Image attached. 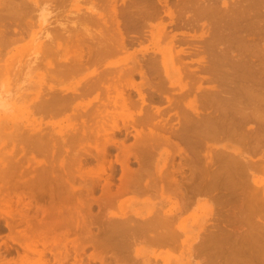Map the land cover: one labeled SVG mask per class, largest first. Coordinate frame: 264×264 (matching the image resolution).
Returning <instances> with one entry per match:
<instances>
[{"label":"bare ground","instance_id":"1","mask_svg":"<svg viewBox=\"0 0 264 264\" xmlns=\"http://www.w3.org/2000/svg\"><path fill=\"white\" fill-rule=\"evenodd\" d=\"M133 31L141 40L150 36L151 46L138 44ZM179 31L183 37H178ZM162 71L175 84L172 87L178 86V96L167 89L171 85L166 88L155 79ZM19 77L21 83L14 84ZM204 81L215 85L202 88ZM162 99L174 118L158 106ZM68 109L74 111L71 117ZM63 111L74 122L53 121L47 129L37 124V113L62 117ZM117 118L134 130V142L115 159L121 164V183L134 189L127 192L149 193V198L169 188L178 198L170 200L168 209L151 206L145 214L122 212L102 218V228L94 233L96 221L74 215L65 196L63 207L56 203L45 218L37 215L34 226L26 221L27 230L14 229L19 231L13 238L23 255L18 252L17 259L7 260L0 246V264H55L49 254L63 264L69 251L82 261L89 244L111 252L99 264H146L136 259L143 255L139 244L159 247L180 241L187 264L194 256L200 262L193 264H264V0H0V203L8 207L3 206L2 216L15 213L9 212L14 203L7 183L109 180L110 160L99 173L85 166L95 158L109 159L110 146L92 154L82 142L100 132L107 141L113 139L111 131L120 126ZM55 134L61 148L47 152ZM15 140L24 147L18 143L20 149L9 148ZM131 158L137 168L130 167ZM183 183L189 191L205 194L217 188L212 199L227 210L224 219L211 225L215 229L204 230L195 243L188 238L179 241L182 211H176L188 207L189 195L186 188L181 192ZM20 199L19 195L17 204ZM79 227V237L69 238Z\"/></svg>","mask_w":264,"mask_h":264},{"label":"rangeland","instance_id":"2","mask_svg":"<svg viewBox=\"0 0 264 264\" xmlns=\"http://www.w3.org/2000/svg\"><path fill=\"white\" fill-rule=\"evenodd\" d=\"M177 30H180V29H177ZM182 30H184V31H186V29H181V32H182ZM174 31H176V29L174 30ZM189 31V30H188ZM180 32V31H179ZM178 33V35L180 34V36H178V37H181L182 36V33ZM189 32H191V30L189 31ZM132 34H133V36L134 37H138L139 35H137V31H133L132 32ZM147 38H145V37H143L142 38V40H141V37L139 38H137V39H139V40H137L138 41V44L139 43H141V45H150L149 44V41H148V39H150L149 37L150 36H146ZM183 37V36H182ZM144 39V40H143ZM139 41H141V42H139ZM144 41H145V43H144ZM144 43V44H143ZM146 43H148V44H146ZM138 44H136V47L137 46H139ZM151 46V45H150ZM140 47V46H139ZM151 49H148V52L150 51ZM151 52V54H152V50L150 51ZM150 52H149V54H150ZM24 57V56H23ZM26 58V57H25ZM163 72V71H162ZM162 74V75H161ZM158 76H160L159 78H158ZM166 77V78H165ZM21 79H22V77H19L18 79H17V81L14 83V84H16L17 82L20 84L21 83ZM138 79H140V78H138ZM155 79L157 80V79H159L161 82L163 81L164 82V84H163V86H165L166 88H167V85L168 86H170L171 84H170V80H169V78L164 74V72L163 73H161L160 72V74H158L157 75V78L155 77ZM164 79H167V82L169 83V84H167V82H166V80L164 81ZM184 79V78H183ZM159 80H157V81H159ZM189 80V79H188ZM136 81H138L137 80V78H136ZM190 81V84L188 83V86L190 85L191 87H192V85H191V82H192V80H189ZM166 83V84H165ZM173 85H175V84H173ZM173 85H171V87H169V88H167V89H169V92H171V91H174V92H172V94L174 93L175 95H176V92L178 91V86H174V87H172ZM210 85H215V83H213V81L211 82V83H208V82H206V81H204L203 83H202V88H205V87H208V86H210ZM170 88H172V89H170ZM175 89V90H174ZM177 90V91H176ZM176 91V92H175ZM178 92H180V91H178ZM177 92V93H178ZM181 93V92H180ZM179 95V94H178ZM178 95H176V96H178ZM136 97V96H135ZM157 98H159V99H161L160 98V96H158ZM164 102V103H163ZM158 106L159 107H162V109H164V110H166V111H169V112H167V114H169L168 116H171L172 118H174L175 116H173L174 115V111L172 110V108L171 107H169V105L167 106V102L164 100V99H162V101H159L158 103ZM157 104H155V105H157ZM165 104H166V107H167V109H166V107H165ZM169 108V109H168ZM171 108V109H170ZM71 110V109H70ZM69 109L68 110H66V112H68V114L69 113H71V114H69V116L71 117L72 116V113L74 112V111H70ZM171 110V111H170ZM165 111V112H166ZM170 112H173V115L170 113ZM10 113H12V114H14V113H16L14 110H12ZM60 113V112H59ZM62 113V112H61ZM60 113V114H61ZM64 113H65V111H63V113L61 114L62 115V117L63 118H65V119H63L62 117H60V115H57V116H48V115H43V114H40V117H41V115H43V117H41V120H40V117L38 116V114L39 113H37V117L34 115V117H33V119L34 118H37V124L39 125V126H41V128L42 127H44L45 129H47L46 127H49V126H51V123H57V121L59 122H61V121H63L62 122V124H65V123H70L72 120V122H74V119H71L68 115H66V113H65V115L67 116V117H65V115H64ZM64 115V116H63ZM44 116H45V118H44ZM68 117L70 118V119H68ZM51 118V119H50ZM62 118V119H61ZM40 121H39V120ZM49 121V122H47V123H50V124H48L47 125V123H44L45 121ZM35 120V119H34ZM71 120V121H70ZM78 120H80V119H78ZM41 121H43V123H44V126H43V124L41 123ZM54 121V122H53ZM177 120H174L173 122H176ZM36 122V121H35ZM71 122V123H72ZM117 122H119L118 124L120 125H118L119 127H118V130H117V128L116 129H114V130H112L111 132H112V134H113V141L115 142H112V141H110V140H106V137H104V132H100L101 134H102V136H101V134L99 133L98 134V136L102 139H100L99 140V138H98V136H97V138L96 137H92V138H89V140L90 141H83L82 143H84V146H83V148L85 149V148H90L91 149V153L93 154V153H98V152H100L99 150H101V148H103V147H109V151H108V154H110L109 156L110 157H112V158H110L109 156V159H106L105 160V162L103 161H100V160H98L97 158H95V159H93V157H90L91 158V160H89V161H91L89 164L88 163H86V165L87 166H85V168H87V169H93L94 170V172H95V170L98 172H100V170L102 169L101 167L103 166V165H105V167L107 166V163H109V161L106 163V161L107 160H110L111 162H110V167H109V165L107 166V168H108V174H106V175H109V176H107L108 178H109V180H107V181H110L111 179H112V181H110L108 184H107V181L106 182H104V180H103V183L101 182H98V183H89L90 182V178L88 179H85V182L86 183H84L83 181H82V183L81 182H79V181H81L78 177H77V181L74 183V184H72V183H69L70 185H74V186H76V187H78V188H75V187H71L72 188V190H73V188H75L76 189V191L74 192V190H73V192H72V190L71 189H69L70 188V186H69V184L67 185L66 183V185H67V187H69V188H67V187H65L66 185H64L63 183H31L32 184V186L30 185V183H7L8 185H11V186H9L10 188L9 189H7L8 191H6L7 193H10V197H11V201L14 203V204H11V209H10V211L9 212H15L14 214H12V215H14V216H12L11 215V213L9 214V216H7L6 217V215L5 216H2L3 214V212L5 213V207H7V205L5 206L4 205V203H0V208H1V205H2V208H3V210H2V208L0 209V210H2V212H1V214H0V221L2 222V223H0V246L3 248H1V250H2V254H4V256H5V259L6 258H8L7 260H9V259H17L18 258V256L17 255H23V253H22V251L24 250V249H22L19 245H17L15 242H17V239H15V238H13L15 235H17V234H19L18 232V230L20 229H22V230H27L28 229V226L27 225H29V224H31L30 225V227L35 223L36 224V222H37V218H43V216L41 217V215H45L44 213H49L50 211H51V209L53 208V207H56V206H58V205H60V206H62V203L65 205V196H66V198L68 197V198H70V199H66V205L67 206H72V207H70V208H72V213H74V215L75 214H83L84 216H86L87 217V220H89V216H92V218L96 221V222H94L93 224V232L94 233H96L97 231H98V229L100 228H102V222H103V219L102 218H108V216H116V217H119V216H121L122 214V212H126V213H131V212H141V213H146V211L147 210H150V209H152L151 208V206H155V208H160V209H168L169 207H170V204H171V202H170V200H174V199H176V198H178V196H175L176 195V193L175 192H177L176 190H171L170 191V189L168 188L167 190H169V191H167V193H164V194H162V195H160V194H155L156 195V197L155 196H153L151 193H150V196L151 197H149L148 198V195H149V193H144V194H136V193H134V192H130V191H132V190H134L132 187V189H130V187L125 183H121L122 181H121V167L119 168V166H121V164H120V161H117V160H115V159H117L118 157H120L119 155L121 154V152H122V154H123V152H124V150H125V148H127L128 146H131L132 145V143L134 142V137H133V133H134V130H133V128L131 127V126H127L126 125V127L125 126H123V121L121 120V118H117ZM47 125V126H46ZM56 125V127H58V126H60V125H58V124H55ZM54 125V126H55ZM63 126V125H62ZM123 126V127H122ZM125 127V128H124ZM131 128V130L129 129V128ZM44 128H43V130H44ZM68 128L70 129V127H67L66 128V130H68ZM123 128H124V130H123ZM129 129V131H127ZM65 130V128H64V130L63 131H66ZM117 130V131H116ZM47 130H44V132H46ZM116 131V132H115ZM124 132V133H123ZM132 134V135H131ZM57 135H59V134H57ZM56 134H55V136H53V137H55L56 138V136H57ZM114 135H116V136H114ZM118 135V136H117ZM106 136V135H105ZM125 136V137H124ZM53 137H51V139H53ZM121 137V138H120ZM105 138V139H104ZM117 138V139H116ZM58 139V140H57ZM57 139H55L52 143H53V145L55 146V144H56V147L55 148H53V145H51V147H50V145L47 147V148H45L46 149V151L48 152L49 150L51 151V149H52V151L53 150H55V151H57L58 150V148L60 147L61 148V144H62V142L60 141L61 139L60 138H58V136H57ZM92 139V140H91ZM94 139V140H93ZM96 139V140H95ZM115 139V140H114ZM98 140V141H97ZM116 140H117V142H116ZM125 140V141H124ZM19 141V140H18ZM59 141H60V143H59ZM94 141V142H93ZM96 141V142H95ZM106 141V142H105ZM14 142V141H13ZM13 142H12V145H13ZM56 142H58L59 144H57ZM87 142V144H85ZM89 142V143H88ZM100 142V143H99ZM103 142H104V144H103ZM108 142V143H107ZM112 142V143H111ZM16 143V144H15ZM18 143H20V145L22 146V147H24V145H23V143L21 144V142H17V140H15V142H14V146H12L11 144H9L10 146H9V148H13V150H14V148L15 149H20L21 148V146H19L18 147ZM95 143L96 144H99V145H95ZM114 143V144H113ZM117 143V144H116ZM18 144V145H17ZM94 144V145H93ZM101 144V145H100ZM108 144V145H107ZM123 144V145H122ZM16 145V146H15ZM88 145H90V147L88 146ZM103 145V146H102ZM104 145H107V146H104ZM80 146H82V145H80ZM98 146V147H97ZM100 146V147H99ZM116 146H118V147H116ZM127 146V147H126ZM65 147H66V145H65ZM92 147V148H91ZM95 147H97V149L98 150H96V148ZM107 147V148H108ZM125 147V148H124ZM59 148V149H60ZM82 148V147H81ZM112 148V149H111ZM118 148V149H117ZM121 148V149H120ZM8 149V148H7ZM49 149V150H48ZM57 149V150H56ZM93 149V150H92ZM159 150V149H158ZM49 151V152H50ZM51 151V152H52ZM96 151V152H95ZM160 151V150H159ZM122 154H121V156H122ZM115 156V157H114ZM36 158H42L43 159V156H38L37 155V157ZM155 159V158H154ZM96 160V161H95ZM133 159L131 158V162L133 163V166H132V163L130 164V167H132V168H137L138 167V164H137V162H136V160L134 161H132ZM136 162V163H135ZM164 161L162 160L161 161V163H163ZM56 164V167L58 168V167H61V166H58V163L57 162H55ZM106 163V164H105ZM120 164V165H119ZM156 164V160H154V162H153V165H155ZM25 166H27L26 164H25ZM136 166V167H135ZM110 168V169H109ZM59 170H60V168H58ZM100 169V170H99ZM113 171H115V172H111L112 170ZM59 170H56V173H59V172H57V171H59ZM111 170V171H110ZM98 172V173H99ZM96 173V172H95ZM110 173H112L111 175H112V177H111V175H110ZM114 173H115V175H114ZM32 174V173H31ZM33 174H34V172H33ZM261 177H263L264 178V176H261ZM111 178V179H110ZM120 181V182H119ZM112 182V186H110L109 184ZM15 184V185H14ZM23 184V185H22ZM34 184V185H33ZM39 184L42 186H39ZM56 184V185H55ZM62 184V185H61ZM87 186H86V185ZM92 184H94L93 186H92ZM107 184V185H106ZM121 184H122V186H124V187H122L121 186ZM25 185V186H24ZM27 185H29V186H27ZM50 188H52L54 185V187H53V189H49V187ZM64 185V186H63ZM83 185H85L84 187H82ZM89 185V186H88ZM106 185V186H105ZM125 185H127L126 187H125ZM19 188H18V187ZM38 186V187H37ZM47 188L46 190L48 191V192H46V190H45V188ZM52 186V187H51ZM58 186V187H57ZM61 186H63V188L65 187V189H63ZM105 186V187H104ZM183 186H184V183H183ZM183 186H181V189H182V191L181 192H183L184 191V189L186 188L185 186H184V188H182ZM189 186V185H188ZM18 189H17V188ZM21 187V188H20ZM29 187H30V190L33 192H31L30 190H29ZM36 187V188H35ZM57 187V188H56ZM80 187H82V188H80ZM106 187H109V189L107 188V191H106ZM112 187V188H111ZM122 187V188H121ZM129 189H128V188ZM190 187V186H189ZM188 187V188H189ZM14 188V189H13ZM18 190H16V189ZM32 188V189H31ZM34 188V189H33ZM40 188V189H39ZM41 188H42V190H41ZM56 188V189H55ZM58 188H60V189H58ZM67 188V189H66ZM87 188V189H86ZM93 190H92V189ZM105 188V189H104ZM126 189V190H124V189ZM213 188H216V187H213ZM21 189V190H20ZM27 189V190H26ZM57 189H58V191H57ZM61 189H63V190H61ZM69 189V190H68ZM78 189V190H77ZM90 189V190H89ZM103 189H104V191H103ZM110 189L112 190L111 191V193H109L110 192ZM180 189V190H181ZM20 190V191H19ZM23 190V192H21ZM29 190V191H28ZM37 190H39V191H37ZM51 190V191H50ZM55 190H56V192H55ZM60 190H61V192L62 193H66V195H65V193L63 194V196L61 197V195H60ZM71 190V191H70ZM85 190H86V192L87 193H85ZM89 192H88V191ZM119 190V191H118ZM122 190H124V192L122 191ZM127 190H130V191H128L127 192ZM166 190V189H165ZM186 190V192L188 191V194L191 196H187L188 197V200L186 199V201H188L189 203H190V206H189V204H188V202H187V205H188V207H187V205H186V207L187 208H183V210H181V208L179 209V210H177L176 211V213L178 214L179 213V211H182V212H180L179 214H180V221H181V223H182V225H181V230H180V234H181V237H180V239H179V241L180 240H182V239H189V241H192V243H195L194 241H196L197 242V240H198V238L196 237V236H198V235H201L200 233H203V231L204 230H206L207 228L208 229H215V225L214 226H212L211 227V225H213V224H215L216 223V221H221L222 219H224V217L225 216H227L226 215V213H225V211H227L226 210V208L225 207H221L220 208V205L219 204H215L216 202H215V199H212V195H216V192H217V188L216 189H212L211 188V190H214V191H208V192H206L207 194H205L204 192L203 193H201V191H196V192H194L195 190H192V191H189V189H185ZM16 192V194H18L17 192H19V194L18 195H16L14 192ZM28 193H27V192ZM35 191V192H34ZM37 191V192H36ZM44 191V192H43ZM49 191H50V193H49ZM69 191H70V193L72 194H70L69 193ZM80 191H82L81 193H80ZM91 191V192H90ZM92 191H93V193H92ZM118 191V192H117ZM172 191H175L174 193L175 194H173V192ZM13 192V193H12ZM20 192H21V194H23V195H21L20 194ZM29 192H31V193H29ZM54 192V193H53ZM60 192V193H59ZM68 192V193H67ZM77 192V193H76ZM121 192H123V193H121ZM166 192V191H165ZM172 192V193H171ZM210 192H211V195H210ZM35 193H38V194H35ZM41 193V194H40ZM43 193V194H42ZM48 193H49V195H48ZM89 193H92V194H89ZM112 193H113V195H112ZM119 193V194H118ZM121 193V194H120ZM131 193H134V194H131ZM30 194V195H29ZM33 194V195H32ZM34 194H35V196H34ZM54 196H53V195ZM67 194H68V196H67ZM87 194V196H85ZM105 194L107 195V196H105ZM115 194V195H114ZM148 194V195H147ZM167 194V195H166ZM19 195H20V197H21V201H19V204H17L18 203V197H19ZM41 195V196H40ZM44 195V196H43ZM53 197H52V196ZM58 195V196H57ZM60 195V196H59ZM76 195H77V198H76ZM89 195H91V196H89ZM93 195V196H92ZM102 195H104L105 196V198L102 196ZM17 196V197H16ZM29 196V197H28ZM31 196V197H30ZM36 196H38L37 198H36ZM40 196V197H39ZM43 196V197H42ZM71 196V197H70ZM111 196V197H110ZM138 196V197H137ZM174 196H175V198H174ZM213 196V197H214ZM23 197H24V200H22L23 199ZM55 198V197H58L57 199L55 198V199H52V198ZM59 197H60V199H59ZM106 197H108V198H110V200L107 198L106 199ZM113 197V198H112ZM144 197V198H143ZM189 197H190V200L191 201H193V202H190L189 201ZM211 197V198H210ZM15 200H13V199ZM61 198H63L64 199V201L61 199ZM74 198H76V199H74ZM94 198V199H93ZM154 198V199H153ZM52 199V200H51ZM56 201V202H54V201ZM61 201V204L59 203V201ZM72 200V201H71ZM75 200V202H73ZM79 202H78V201ZM30 201V202H29ZM51 201H53V202H51ZM69 201V202H68ZM81 201V202H80ZM91 203H90V202ZM100 201V202H99ZM157 201H159V203L157 202ZM71 202H73V204L72 205H70L71 204ZM84 202V203H83ZM87 202H88V204H90V205H88L87 204ZM99 202V203H98ZM109 202V203H108ZM22 203H24V204H22ZM54 205H53V204ZM58 205H57V204ZM75 203H77V204H75ZM79 203V204H78ZM82 203V204H81ZM93 203V204H92ZM156 203H157V205H156ZM186 203V202H185ZM192 203V204H191ZM209 203H211L212 204V208L213 209H210V206H209ZM23 205V206H21L22 208H24L23 210L21 209V207L19 208V206L18 205ZM55 204H56V206H55ZM69 204V205H68ZM75 204V205H74ZM166 204V205H165ZM15 205V206H14ZM33 205L35 206V207H33ZM38 207H40V208H37V206ZM40 205V206H39ZM52 205V206H51ZM63 205V206H64ZM79 205H81V206H79ZM88 205V206H87ZM3 206H5V207H3ZM12 206H14L13 208H12ZM16 206H17V209H16ZM29 206V207H28ZM62 206V207H63ZM75 206V207H74ZM78 206V207H77ZM91 207V209H90V207ZM204 206H207L206 208L204 207ZM27 207V208H26ZM43 207V208H42ZM51 207V208H50ZM125 207V208H124ZM8 208V207H7ZM16 210H15V209ZM36 208V209H35ZM75 208V209H74ZM79 208V209H78ZM225 208V209H224ZM21 209V210H20ZM25 209H27V210H25ZM29 209H30V211H29ZM34 209H35V211H34ZM44 209V210H43ZM74 209V210H73ZM90 209V210H89ZM207 209H209V211L207 210ZM20 210V211H19ZM24 210L25 211H27L26 213L24 212ZM38 210V212H36ZM40 210V211H39ZM46 210V211H45ZM48 210H50V211H48ZM66 209H64V211H65ZM121 210V211H120ZM144 210V211H143ZM222 210H224V211H222ZM22 211V212H21ZM79 211V212H78ZM120 211V212H119ZM21 213L22 214V216L23 215H27L26 217L25 216H21V218L18 216V215H21V214H18V213ZM25 214H24V213ZM30 214H29V213ZM41 212H43V213H41ZM76 212V213H75ZM78 212V213H77ZM48 213L46 214V215H48ZM223 213H225V214H223ZM114 214V215H113ZM116 214V215H115ZM132 214H134V213H132ZM11 215V216H10ZM37 215H39V217L37 216ZM46 215L44 216V218L46 217ZM19 217L18 219L17 218H13V217ZM84 216H82L81 215V217H84ZM110 216V217H111ZM1 217H3V218H1ZM9 217H11V218H13V219H11V218H9ZM7 218V220H9V222H10V225H9V223H7L6 221L7 220H5ZM26 218V219H25ZM28 218H29V221H28ZM85 218V217H84ZM4 219V220H3ZM16 221H15V220ZM25 219V221H23ZM36 219V220H35ZM86 219V218H85ZM10 220H14L13 221V223L10 221ZM102 220V221H101ZM22 221H23V223H22ZM26 221L27 222H29V224L28 223H26ZM20 222H21V225H20ZM24 222L26 223V224H24ZM39 222V221H38ZM12 223V224H11ZM6 224V225H5ZM13 224H15V225H13ZM18 224V225H17ZM3 225V226H2ZM5 225V226H4ZM12 225V226H11ZM104 225V224H103ZM21 227V228H19V227ZM34 226V225H33ZM2 227V228H1ZM206 227V228H205ZM5 228H7V229H5ZM16 228L18 229L17 231H15L16 230ZM27 228V229H26ZM184 229V231H183V229ZM5 229V230H4ZM13 229V230H12ZM15 229V230H14ZM17 233V234H16ZM82 233V228L81 227H79V228H77V229H75V232L74 233H72L70 236H69V238H75V237H79V235ZM12 238V239H11ZM195 238H197V240L195 239ZM16 241H15V240ZM192 239H194V240H192ZM14 241V242H13ZM7 242V243H6ZM181 242V241H180ZM180 242H177V245H165V246H150V245H148V244H139V247H142V249H141V253L143 254V255H140V256H136V259H141V261L143 260V262H146V264H187L186 262H187V260H189V258H187V254L185 253V251L183 250V248L181 247V245H180ZM18 243V242H17ZM179 243V244H178ZM5 244V245H4ZM15 244V245H14ZM19 244V243H18ZM7 245V246H6ZM12 246V248L14 247V248H16V249H12L11 248V246ZM9 247V248H8ZM19 247V248H18ZM9 249H10V251H9ZM13 252H12V251ZM17 250V251H16ZM22 250V251H21ZM4 251V252H3ZM135 251V250H134ZM133 251V252H134ZM17 254H16V253ZM20 254H19V253ZM69 253H71V255H70V257L68 258V260H66L67 262H71V263H67L66 261L63 263V264H99L100 262H99V259L100 258H103V257H105V256H109L110 255V253L111 252H109V251H107L106 249H101V248H94L93 246H91L90 244L89 245H87L86 246V248H85V250H83V252H82V254H81V258H82V261H80L79 259L78 260H75L74 258H73V253L74 252H72V251H69ZM184 255V256H183ZM51 256H52V258H53V255L52 254H49V260L51 261V262H55V264H59V262L57 263V261L55 260H53L52 258H51ZM111 256V255H110ZM152 258H153V260H152ZM196 258V259H195ZM52 259V260H51ZM199 260V258L198 257H196V256H194V258H193V260H192V258L190 259V261L192 260L193 262H191L192 264L193 263H196L194 260H196L197 262H198V260ZM79 261V262H78ZM84 262V263H83ZM199 262H200V260H199ZM198 262V263H199ZM138 263V262H137ZM25 264H27V263H25Z\"/></svg>","mask_w":264,"mask_h":264}]
</instances>
